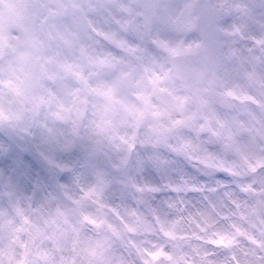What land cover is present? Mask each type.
<instances>
[{"label": "clouds", "instance_id": "clouds-1", "mask_svg": "<svg viewBox=\"0 0 264 264\" xmlns=\"http://www.w3.org/2000/svg\"><path fill=\"white\" fill-rule=\"evenodd\" d=\"M0 264H264V0H0Z\"/></svg>", "mask_w": 264, "mask_h": 264}]
</instances>
